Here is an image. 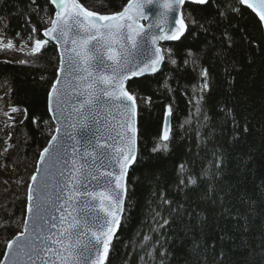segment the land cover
I'll return each mask as SVG.
<instances>
[{"label":"snow or ice","instance_id":"6c2138e0","mask_svg":"<svg viewBox=\"0 0 264 264\" xmlns=\"http://www.w3.org/2000/svg\"><path fill=\"white\" fill-rule=\"evenodd\" d=\"M45 3L56 7L54 16L46 21L50 27L43 31L47 40L37 39L38 29L33 27L28 38L34 43L28 54L36 55L50 41H55L60 53L57 79L47 94L55 134L40 152L36 173H41V164L45 169L39 183L34 174L32 184L28 185V217L23 220V230L7 242L0 264H105L127 211L129 168L139 162L137 95L126 88L125 82L156 73L165 60L158 42L184 37L189 27L187 20L196 25L193 13L202 10L209 0H127L121 11L110 14L89 10L79 0ZM237 3L255 13L264 27V0ZM186 4L196 7L186 9ZM30 5L35 6L34 11L39 8L38 0H30ZM185 11L189 12L188 18ZM231 11L243 17L241 8L234 6ZM219 14L225 15L223 11ZM29 22L30 15L26 17V23ZM199 26L204 29V25ZM236 31L246 32L243 28ZM239 40L247 42L244 36ZM235 42L234 33L226 30L221 46L213 49L229 86L235 79ZM25 46L17 49L12 39L0 38V50L22 51ZM188 56H193L190 50ZM171 63L176 65L177 61L172 59ZM200 75L201 94L195 98L197 113L201 112L204 92L211 86L209 70L202 68ZM18 111L11 108L12 113ZM172 112L168 106L162 134L152 153L169 150ZM5 115L13 119L9 113ZM33 123L37 121L34 119ZM213 157L210 167L202 170L199 178L185 176V165L181 164L176 190L187 195V190L199 187L200 180L208 181L201 201L210 203L218 210V217L232 225L231 231L223 230L219 237L223 257V246L228 243L233 250L251 248L249 235L257 219L256 208L264 204V158L257 160L249 155L237 160L233 179L228 175L225 157L216 153ZM257 175L259 183H255ZM250 179L254 183L252 189L248 187ZM160 201L168 206L169 216L153 209L152 232L167 228L174 218L187 216L190 222L193 212L199 227L206 223L199 211L189 212L183 204L173 206V201L163 193ZM260 226L261 243L257 247L264 252V217ZM150 244L152 237L144 235L140 247L146 249ZM201 246L207 250L208 240L203 245L194 240V251ZM211 247L215 250V243ZM146 256L152 259V252L146 251ZM160 256L167 253L160 252Z\"/></svg>","mask_w":264,"mask_h":264},{"label":"trees","instance_id":"16d2710c","mask_svg":"<svg viewBox=\"0 0 264 264\" xmlns=\"http://www.w3.org/2000/svg\"><path fill=\"white\" fill-rule=\"evenodd\" d=\"M79 2L89 10L110 14L120 11L127 0ZM38 3L39 8L34 11L35 6L30 5V0H0L3 38L22 39L36 27V37L41 39L44 22L48 20L45 14H52L53 9L45 0H38ZM234 6L241 8L243 17L231 11ZM194 7L185 5L186 9ZM221 11L224 16L219 14ZM29 15L30 22L26 23ZM184 15L188 18L189 12L185 11ZM193 15L198 23L193 25L188 19L185 36L164 44L167 56L159 71L126 83V88L135 93L137 99L143 100L137 101L139 162L129 168L127 211L105 264H161V261L163 264H264V252L257 247L261 243L264 204L256 208L257 219L249 235L251 248L233 250L228 243L223 246L224 256L221 257L219 237L223 230L231 231L232 225L220 219L218 210L210 203L201 201V192L208 181L200 180L199 187L187 190V195L176 190L181 164L185 165V176L199 178L202 170L210 167L209 162L216 153L225 157L228 175L234 179L237 160L247 159L249 155L257 160L264 158V34L260 22L237 0H209ZM199 25H204L207 31ZM237 28L246 32L236 31ZM226 30L236 37L233 61L236 70L231 86L224 79L223 65L213 52L214 48L221 46ZM240 36H244L247 42H240ZM189 50L193 56H188ZM172 59L177 61L176 65L171 63ZM21 60L26 63H19ZM57 65L56 48L51 43L34 56L0 50V84L7 87L5 94L10 105L24 112L23 123L15 125L11 133L19 152L16 158L11 156V160L17 165L25 161L26 154L32 155L36 161L50 137L46 128L49 121L46 100ZM202 68L209 70L211 86L204 92L201 112L197 113L195 98L201 93L197 96L196 87L201 82ZM168 106L173 109L169 150L152 153ZM34 119L37 123H33ZM259 181L260 175H257L255 183ZM248 187H254L251 179ZM161 193L173 201V206L183 204L189 212L193 209L199 211L206 218L203 228L197 225L193 212L190 222L187 216L174 218L167 228L150 231L155 227L153 209L162 211L164 217L169 216L168 206L161 204ZM24 208L25 197L0 201V259L6 243L21 230ZM144 235L152 237V244L146 249L140 247ZM205 239L209 242L207 250L201 246L194 251V240L203 245ZM212 243H215V250ZM146 251L152 252V259L146 256ZM160 252H166L167 256L161 257Z\"/></svg>","mask_w":264,"mask_h":264},{"label":"rangeland","instance_id":"374dc122","mask_svg":"<svg viewBox=\"0 0 264 264\" xmlns=\"http://www.w3.org/2000/svg\"><path fill=\"white\" fill-rule=\"evenodd\" d=\"M53 14V13H52ZM52 14H45V19L47 20ZM49 24L44 22L45 28ZM44 28V29H45ZM32 32L30 29L28 35L25 38L18 39L13 41L17 49L20 46L26 45L23 50L8 51L17 53L23 56H29V50L33 46L34 41L29 40V34ZM3 33L0 30V38H3ZM42 36V35H41ZM37 38V37H36ZM43 38V36H42ZM41 38V39H42ZM38 39V38H37ZM44 39V38H43ZM166 44V43H165ZM162 53L167 56L166 48L164 44H160ZM7 51V50H1ZM163 64V63H162ZM162 66V65H161ZM201 82L197 85V96L199 94ZM7 87L3 84H0V201L6 202V200L17 199L19 197H25L26 189L31 175L35 170V159L32 155L26 154L24 157L25 161H22L19 165L12 162L11 156L14 158L19 154L17 147L13 143L14 136H11V133L14 130V126L19 124L24 117V112L21 108L16 107L19 111L16 113L11 112V108L15 107L10 105L6 98ZM137 101L142 102V99H137ZM9 113L13 119L9 120V117L5 115ZM11 125V126H9ZM47 133L52 134L53 125L50 120L46 123ZM25 209V208H24Z\"/></svg>","mask_w":264,"mask_h":264},{"label":"water","instance_id":"95a60500","mask_svg":"<svg viewBox=\"0 0 264 264\" xmlns=\"http://www.w3.org/2000/svg\"><path fill=\"white\" fill-rule=\"evenodd\" d=\"M126 4H127V2H126ZM50 6L52 7V9H53V14H52V16H54V14H55V11H56V7H55V5L54 4H50ZM244 7V6H243ZM123 8V7H122ZM246 8V7H245ZM122 10V9H121ZM120 10V11H121ZM250 10V9H249ZM251 11V10H250ZM252 12V11H251ZM253 13V12H252ZM254 15H255V13H253ZM256 16V15H255ZM256 18L258 19V21H259V18L256 16ZM141 23H143V24H145V25H147V23H148V21H141ZM48 27H50V25H48L46 28H48ZM262 27V26H261ZM45 28V29H46ZM44 29V30H45ZM43 30V31H44ZM43 31L41 32V35L43 36ZM262 31H263V34H264V27H262ZM44 39H46L47 40V37H43ZM172 42H176V41H160V42H158V46L160 47V44H165V43H172ZM49 43H51L55 48H56V52H57V56H58V65H57V70H56V75H55V79H54V81H53V83L56 81V79H57V73H58V70L60 69V53H59V51H58V49H57V45H56V43H55V41H50ZM162 65V64H161ZM161 67V66H160ZM159 71V70H158ZM157 71V72H158ZM156 72V73H157ZM153 74H155V73H146L145 75H143V76H141V77H134V78H132V79H140V78H142V77H144V76H148V75H153ZM131 80V79H130ZM129 81V80H128ZM52 83V84H53ZM126 83H127V81L125 82V86H126ZM52 86V85H51ZM51 90V87H50V89H49V91ZM48 91V92H49ZM46 110H47V115H48V117H49V120H50V122L52 123V125H53V131H52V134L50 135V137H49V139H48V141L51 139V136L52 135H54L55 134V128H56V124H55V121H54V119H53V117H52V114L51 113H49V111H48V108H47V100H46ZM163 127H164V117H163V123H162V128H161V134H162V130H163ZM169 127H170V129H171V116H170V118H169ZM160 134V135H161ZM48 141H47V143L45 144V146L40 150V152L45 148V147H47L48 146ZM40 152L38 153V156H37V159H36V162H35V170H34V172H33V174L32 175H34V174H37L36 173V166H37V162H38V160H39V157H40ZM40 167H41V173L40 174H37L38 175V183H39V178H40V176H42L43 175V173H44V169H45V165H43V164H41L40 165ZM32 175H31V177H32ZM31 177H30V180H29V182H28V185L29 184H32V180H31ZM126 180H127V177H126ZM28 185H27V189H26V195H25V209H24V217H23V220L26 218V217H28V213H27V206H28V200H27V194H28ZM35 187V186H34ZM23 230V223H22V227H21V230H20V232ZM20 232H18V233H20ZM18 233H16L11 239H13ZM10 239V240H11ZM114 239V238H113ZM6 249H7V243H6V245H5V248H4V251H3V254H4V252L6 251ZM4 259V255H2V257H1V259H0V261H2Z\"/></svg>","mask_w":264,"mask_h":264}]
</instances>
